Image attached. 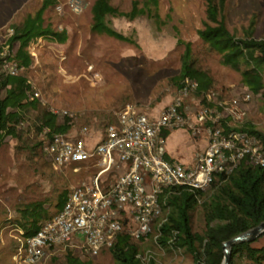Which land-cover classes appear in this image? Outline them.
<instances>
[{
    "label": "rangeland",
    "instance_id": "374dc122",
    "mask_svg": "<svg viewBox=\"0 0 264 264\" xmlns=\"http://www.w3.org/2000/svg\"><path fill=\"white\" fill-rule=\"evenodd\" d=\"M44 0H0V47H11L9 40L15 24L22 23L43 4ZM63 1V0H62ZM122 9H129L133 0H110ZM51 6L44 15V24L53 27L61 22L68 28V39L61 43L65 59L60 68L61 52L48 45L53 40L44 38V43L32 54L34 62L43 70L42 76L34 72L41 99L51 107L69 108L85 111L77 117L72 133L75 138L82 137L89 149L103 140L105 126L113 119L112 112L130 101L139 104L149 117H159L161 108L173 97L172 75L181 68V54L184 45L178 44L182 38L191 41L198 63L208 69L215 78V87L223 95H240L249 89L243 83L241 74L220 60V55L208 51L199 30L207 22L215 24L207 12L206 0H160V13L165 23H159L146 15L133 19L125 16H110L112 25L118 30L133 35L139 43L130 42L99 34L91 29L93 0H86L87 8L81 15L79 25L67 9L63 19L58 15L56 6ZM227 27L243 35L252 30L255 37H264V0H228L223 16ZM93 67L90 70V67ZM97 75V77H95ZM251 99L246 104V119L243 125L254 126L264 132V91L256 94L250 90ZM41 100V101H42ZM101 113L109 116L103 117ZM87 126L85 132L80 127ZM167 156L185 165L195 166L197 153L207 146L206 134L196 137L187 125L164 127ZM14 140L0 147V214L4 208H11L13 202L25 184L35 180L42 183L44 193H51L53 180L50 167H45L46 175H39L33 170L34 165L15 149ZM117 175L127 168L124 162ZM63 176L69 183L75 178L66 173ZM194 228H204L201 206L194 212ZM156 227L142 239H139L144 264H195L193 256L185 250L166 251L155 241ZM21 237L12 229L0 232V264H24L15 258L16 248L12 242H20ZM257 245L264 244V233L254 239ZM91 264H116L110 251H103L91 257L75 248ZM36 264H67L60 255L46 257Z\"/></svg>",
    "mask_w": 264,
    "mask_h": 264
},
{
    "label": "trees",
    "instance_id": "16d2710c",
    "mask_svg": "<svg viewBox=\"0 0 264 264\" xmlns=\"http://www.w3.org/2000/svg\"><path fill=\"white\" fill-rule=\"evenodd\" d=\"M206 1L208 15L216 22H207L199 30L208 51L218 53L223 64L238 71L249 91L262 93L264 37H255L252 30L238 35L227 27L223 16L228 0ZM160 3V0H133L129 9H122L110 0H93L90 7L91 29L139 46L133 35H128L112 25L110 16L133 19L146 15L159 23H165L160 13ZM56 4L57 0H44L34 15L15 24L9 40L16 43L14 57L20 63L28 65L34 61L28 48L34 38L42 36L60 43L67 41V27L59 30L50 22L44 24L46 11ZM178 44H183L185 48L181 54L180 71L170 77L174 88L188 76L198 80L197 96H202L209 89H217L214 76L198 63L191 41L179 38ZM1 63L0 56V147L13 139V146L34 165L35 173L46 175L44 169L50 167L51 175H58L53 180V189L49 194L44 193L41 182H27L12 207L4 208L6 212L0 214V232L12 229L23 239L39 231L44 220L59 212L67 200L68 181L53 168L46 157L41 142L43 130L47 126L53 132L69 134L74 128L76 118L84 115L76 113L72 117L55 113L46 102L32 100L30 95L34 88L25 76L5 72ZM23 91L28 92L26 97L21 96ZM101 115L109 116L107 113ZM90 117L86 114L87 121ZM221 127L223 132L232 128L247 130L259 138L264 148V132L254 126L230 125L227 120H223ZM198 205L201 206L204 218L202 230L194 228V212ZM162 209L167 218L162 225L156 226L155 241L159 246L166 251H188L195 264H222L226 255L225 242L264 222V167L241 161L235 171L215 174L207 188L179 186L167 189L162 200ZM144 236L134 237L129 233L128 227H125L117 233L114 242L103 247L100 252L110 251L116 264H144L138 241ZM254 241H235L231 246L227 264H264V244L257 245ZM20 242H12L14 248L17 249ZM75 248L68 245L64 251L46 255L42 259L61 255L67 264H91V260L81 256Z\"/></svg>",
    "mask_w": 264,
    "mask_h": 264
},
{
    "label": "built area",
    "instance_id": "2783aa9c",
    "mask_svg": "<svg viewBox=\"0 0 264 264\" xmlns=\"http://www.w3.org/2000/svg\"><path fill=\"white\" fill-rule=\"evenodd\" d=\"M60 1L56 10L61 19L67 16L68 9L75 18L74 24L79 25L87 8L86 0ZM57 28H66L65 23L60 21ZM42 43V36L32 39L30 52L37 54ZM60 45L53 40L48 46L62 53ZM15 52L14 45L0 51L2 69L9 74H23L34 88L30 98L42 100L34 72L42 76L43 70L34 61L28 65L20 63ZM64 59L62 53L60 68L67 74ZM198 85L197 79L185 77L174 88L172 99L161 108L159 117H149L137 103H124L112 112L113 119L105 126L103 140L93 149L72 132H53L46 126L41 141L46 157L54 169L75 178L69 183L64 207L46 218L39 231L21 240L15 252L17 261L36 264L46 255L64 251L68 245L85 255L98 256L125 227L131 235L140 237L162 225L167 218L162 209L167 189L207 188L215 174L231 173L241 161L264 167V148L255 134L239 128L223 132L221 127L223 120L230 125L245 122L250 91L222 96L218 89H209L197 96ZM27 95V91L21 94ZM51 111L72 117L86 114L58 107H51ZM180 125H187L196 137L206 134L207 146L197 153L195 166L167 156L163 128ZM86 128L83 124L80 131L85 132ZM124 162L127 168L117 175Z\"/></svg>",
    "mask_w": 264,
    "mask_h": 264
},
{
    "label": "water",
    "instance_id": "95a60500",
    "mask_svg": "<svg viewBox=\"0 0 264 264\" xmlns=\"http://www.w3.org/2000/svg\"><path fill=\"white\" fill-rule=\"evenodd\" d=\"M264 233V222H262L261 224H259L258 226L251 228L245 232H242L236 236H234L233 238H231L230 240L225 242V251H226V255L225 258L223 260L222 264H227L228 260L230 258V250H231V246L233 245V243L235 241L238 240H249L252 241L254 240L258 235Z\"/></svg>",
    "mask_w": 264,
    "mask_h": 264
}]
</instances>
